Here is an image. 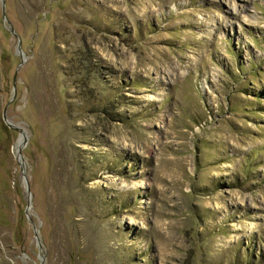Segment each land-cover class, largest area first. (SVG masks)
<instances>
[{
	"label": "rangeland",
	"instance_id": "1",
	"mask_svg": "<svg viewBox=\"0 0 264 264\" xmlns=\"http://www.w3.org/2000/svg\"><path fill=\"white\" fill-rule=\"evenodd\" d=\"M2 1L0 264H264V0Z\"/></svg>",
	"mask_w": 264,
	"mask_h": 264
},
{
	"label": "water",
	"instance_id": "2",
	"mask_svg": "<svg viewBox=\"0 0 264 264\" xmlns=\"http://www.w3.org/2000/svg\"><path fill=\"white\" fill-rule=\"evenodd\" d=\"M4 6H5V0L2 1L3 12H4ZM11 32L14 33L13 28H11ZM13 87L15 88V76L13 77ZM3 119L8 126H11V124L8 122V120L6 118L5 109L3 110ZM24 142H25V135L23 133V136L20 139L19 144H18L17 153H19L20 148L24 145ZM17 159H19L18 155H17ZM20 164H21V161H20ZM21 166H22V164H21ZM35 235H36V232H35Z\"/></svg>",
	"mask_w": 264,
	"mask_h": 264
}]
</instances>
